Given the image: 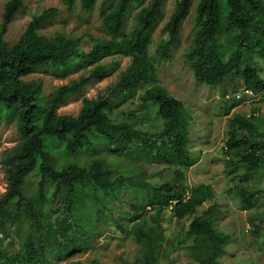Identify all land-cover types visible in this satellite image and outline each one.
I'll use <instances>...</instances> for the list:
<instances>
[{
  "label": "trees",
  "instance_id": "16d2710c",
  "mask_svg": "<svg viewBox=\"0 0 264 264\" xmlns=\"http://www.w3.org/2000/svg\"><path fill=\"white\" fill-rule=\"evenodd\" d=\"M99 1L81 0V9L90 13ZM103 2L101 21L108 39L98 41L89 35H40L38 30L60 13L50 8L34 18L17 44L10 45L5 35L25 0H10L4 7L0 25V124L13 115L22 141L2 155L7 189L0 197V248L2 236L10 237L12 229L18 235L25 227L28 231L18 253L8 255L0 250V264H51L50 254L61 260L80 253L89 246V238L105 210L124 200V188L136 197L134 210L152 207L156 212L152 226L142 221L128 230L118 223L119 231L131 232L139 245L140 256L134 264H159L157 248L163 238L154 230L161 224L165 210L172 208L176 218H186L195 215L197 208L214 196L209 185L193 188L188 194L181 184L182 169L172 182H149L151 163L162 166L158 172L162 176L170 168L190 169L200 161L190 150L193 117L184 102L162 86L156 65V61L172 59L194 0L177 2L162 29L165 38L158 44L155 57L150 55V49L165 0ZM65 3L73 5L70 0ZM193 33L195 39L185 58L197 82L215 87L237 77L244 90L255 95L264 93V78L254 63L255 57L264 61V0H200ZM84 39L92 42L89 41L90 48H85ZM115 56L132 58L118 80L96 99H84L77 117L60 115L58 111L69 96L113 73L101 62ZM86 64L94 67L79 80L59 88L49 99L40 81L26 80L38 70L67 73ZM145 86L140 100L142 107L149 110L148 116L150 109H157L163 124L158 132L144 131L128 121L114 122V104ZM134 117L135 114L130 116ZM253 119L241 115L231 118L226 154L231 157L229 167H238L237 171L244 167L245 177L256 179L264 174V125H256ZM99 145L104 158L92 156L82 164L80 157L94 155ZM119 158L144 164V171L139 175L125 171ZM33 175L37 191L31 196L26 194L25 185ZM237 189L243 210L253 208L254 200L264 194L242 184ZM88 196L92 198L93 213L89 205L84 207ZM217 209L212 206L203 215L195 216L186 232L187 239L196 240L197 245L205 242L211 249L199 264H221L231 241L217 228ZM127 213L129 221L140 218ZM252 222L253 235L258 238L260 224L256 219ZM182 245L178 242L169 253L177 252Z\"/></svg>",
  "mask_w": 264,
  "mask_h": 264
},
{
  "label": "rangeland",
  "instance_id": "374dc122",
  "mask_svg": "<svg viewBox=\"0 0 264 264\" xmlns=\"http://www.w3.org/2000/svg\"><path fill=\"white\" fill-rule=\"evenodd\" d=\"M9 1L0 0V25L3 24L4 7ZM70 1L73 3L72 7L65 3L66 0H25V6L10 24L5 40L10 45L17 44L34 18L50 8H57L60 13L38 30L40 35L48 38L57 34L73 38L89 35L96 41L108 39L101 21V11L105 8L103 0H100L94 11L90 13L81 9V0ZM178 1L165 0L163 16L153 34L154 44L150 49V55L153 57H155L158 44L165 38L162 29L170 19ZM199 1L194 0L191 13L183 23L181 40L173 52L172 59L156 61V65L162 86L171 95L182 100L193 117L190 125V150L200 161L190 169L170 168L162 175L163 177L160 173L158 174L162 171V166L151 163L148 166L153 168V171L149 182L153 185L163 181L172 182L177 176V171L183 170L184 178L180 182L188 194L193 188L209 185L213 188L214 196L199 206L193 216L179 219L174 216L172 208L165 210L161 217V224L154 230L156 235H161L163 238L157 248L159 264H199L208 257L211 251L209 245L205 242L197 245L196 240L186 238V232L194 217L203 215L212 206L218 207L217 228L221 233L229 235L231 239L226 247V254L220 260L221 264H264V194L254 200V206L249 210L242 209L241 201L237 195V187L240 184L244 187L264 191V174L259 175L256 179L255 177L246 178L244 167L237 171L238 167L228 166L231 157L226 154V143L230 132L229 124L232 117L241 115L248 119L254 118L253 121L256 125H264V93L247 94L243 89L242 80L237 77H230L215 87L195 80L193 70L187 64L185 56L195 39L194 16ZM89 41L84 39L86 49L91 46ZM131 61L132 58L124 56L109 57L103 60L101 64L112 68L113 73L102 81H93L87 84L82 91L69 96L61 105L58 113L77 117L83 107L84 99H96L103 94L109 86L118 80L121 72L130 66ZM115 63H118L119 66L116 67ZM254 63L264 78V61L255 57ZM93 67V65L87 64L79 65L67 73L61 71L47 73L45 70H38L26 80L40 81L44 96L49 99L59 88L79 80ZM146 89V86L142 87L135 95H127L114 104V122L128 121L149 132H158L162 129L163 124L158 119L157 109H150L152 112L148 116L146 112L149 110L142 107L140 98ZM238 96H240L239 99ZM132 114H135L136 117L130 118ZM140 118L142 121H139ZM21 141L16 121L13 115H9L7 120L0 124V197L7 189V180L1 162L2 155L12 151ZM97 149L98 151L94 155H82L80 162L86 163L92 160V156L103 159L105 154L102 152L101 146L99 145ZM120 160L124 170L131 174L139 175L144 171V164ZM36 191L33 175L26 181L25 192L27 195L33 196ZM121 197L124 200L116 201L110 209L105 210V215H102L97 230L92 232L89 238L87 248L61 260H56L50 254L51 264H134L137 262L140 256L139 245L131 232L119 231L118 223L124 224L128 230L134 224L142 221L152 226V218L156 212L152 207L145 210L140 207L134 210L132 206L136 204V197L127 188L122 189ZM91 200V196H88L84 207L89 205L93 213L94 207H90ZM127 212L140 215V218L136 220L132 217L129 221L126 219L129 217ZM252 219H256L261 227L258 238L253 235L255 226ZM27 231L28 229L25 227L18 235L17 231L12 229L10 237L3 238L2 236L0 250L8 255L18 253ZM178 242H183L181 249H175L177 252L169 253Z\"/></svg>",
  "mask_w": 264,
  "mask_h": 264
},
{
  "label": "built area",
  "instance_id": "2783aa9c",
  "mask_svg": "<svg viewBox=\"0 0 264 264\" xmlns=\"http://www.w3.org/2000/svg\"><path fill=\"white\" fill-rule=\"evenodd\" d=\"M247 92V94H249V95H253V93L252 92H250V91H246ZM240 98V96H238V99Z\"/></svg>",
  "mask_w": 264,
  "mask_h": 264
}]
</instances>
